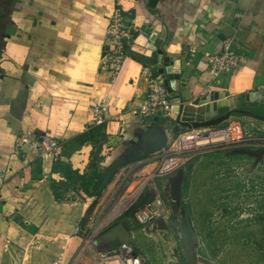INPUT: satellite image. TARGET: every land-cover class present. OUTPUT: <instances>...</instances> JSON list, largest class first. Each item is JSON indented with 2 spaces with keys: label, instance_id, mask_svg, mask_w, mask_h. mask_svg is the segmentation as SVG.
Here are the masks:
<instances>
[{
  "label": "crops",
  "instance_id": "crops-1",
  "mask_svg": "<svg viewBox=\"0 0 264 264\" xmlns=\"http://www.w3.org/2000/svg\"><path fill=\"white\" fill-rule=\"evenodd\" d=\"M117 8L157 38L152 43L140 33L113 79L102 68V57ZM219 35L244 61L214 82L200 49ZM150 44L177 75L172 84L177 96L170 95L171 118L145 127L138 115L147 94L142 70L160 66ZM263 86L264 0H158L155 8L145 0H0V169L8 170L0 203V264H103L100 250L86 247L85 240L86 218L96 207L94 190L84 193L81 181H67L65 170L90 177L92 164L105 174L108 165L138 161L164 147L166 132L168 139L178 133L179 117L186 121L206 91L228 92L243 101ZM100 103L108 106V116L92 127L90 109ZM26 134L63 141L60 162L41 160L28 147L18 151L17 142ZM97 156L105 160L98 163ZM234 174L214 180L238 184L241 176ZM53 183L66 185L63 200H56ZM131 231L122 239L113 229L95 243L102 250L132 245L147 259ZM213 255L216 264L221 255Z\"/></svg>",
  "mask_w": 264,
  "mask_h": 264
},
{
  "label": "rangeland",
  "instance_id": "rangeland-1",
  "mask_svg": "<svg viewBox=\"0 0 264 264\" xmlns=\"http://www.w3.org/2000/svg\"><path fill=\"white\" fill-rule=\"evenodd\" d=\"M139 35H134L130 46ZM244 103L241 99L236 102L237 107ZM204 113V107L190 108L187 120L205 119ZM215 128L232 130L233 137L238 136L241 128L243 137L231 138L232 144L220 150H193L175 155L170 148L187 131L178 126L170 147L166 132V144L159 151L138 161L108 165L96 192V207L86 218V223L89 222L86 234H95L97 240L115 229L125 239L133 230L139 250L147 256V264H213V253L221 255L216 264H264V123L248 115H233ZM224 137L227 139L226 133ZM173 157L181 160L182 165L169 175L161 173L162 162ZM97 159L102 163L105 156ZM234 172L242 174L238 184L232 183V179L220 180L223 175L224 179L230 178ZM215 176L220 179L215 181ZM243 189H247L246 194H241ZM72 190L78 196L79 192ZM156 198L165 201V212L156 221L140 226L133 220L134 214L125 217L131 207L137 210ZM206 208L212 213L201 214ZM172 216L178 218L177 229L169 224ZM182 219L200 246L193 248L194 263L184 246L188 245L186 240H191L187 225L182 222L180 227ZM196 220L204 225L197 227Z\"/></svg>",
  "mask_w": 264,
  "mask_h": 264
},
{
  "label": "built area",
  "instance_id": "built-area-1",
  "mask_svg": "<svg viewBox=\"0 0 264 264\" xmlns=\"http://www.w3.org/2000/svg\"><path fill=\"white\" fill-rule=\"evenodd\" d=\"M141 31L128 19L120 8L114 11L107 32V44L102 57V68L109 72L115 79L126 59L128 58V48L134 38V35ZM196 50L191 49V54H195ZM207 60L208 73L214 82L220 81L223 77L233 74L243 63L244 57L232 50L231 41L225 40L222 49L214 54L205 53ZM142 76L147 81V94L142 104L138 108L140 116L145 127L153 125L156 120L171 118L174 105L172 103L170 93L172 92L173 82L169 80V86L166 84L167 76L159 73V68L145 66L142 70ZM211 91L205 92V95ZM260 96H264V86L257 92ZM91 122L90 126L97 127L103 124L108 116V106L106 103H100L90 109ZM238 136L231 131H221L213 128L203 129H187L186 133L179 138V141L172 145L170 152L175 155H182L193 150H208L212 148L222 149L232 144L233 140H239L243 137V131L238 128ZM235 132V130H234ZM227 134V139L223 134ZM218 135L220 138L214 142L209 137ZM236 138V139H235ZM231 139V140H230ZM173 137L168 139V147L172 143ZM24 147H28L32 154H37L41 160H51L57 164L61 160V153L64 148V142L53 138L50 135L33 136L26 134L20 137L17 142V150L22 151ZM182 165L181 160L176 157L168 158L161 164V173L171 174ZM237 170V168H235ZM7 169H0V203L2 201V189L6 184ZM239 176L242 174L238 173ZM246 182V181H245ZM246 184V183H245ZM248 184L246 185V188ZM247 189H243L241 194H246ZM165 201L156 198L141 208H138L133 216V220L140 226H146L158 218L165 212ZM190 219V218H189ZM81 232L80 228L76 229V234ZM131 239L135 240L134 231L130 232ZM86 247H95L102 257L103 264H146L147 259L139 255L134 246L125 245L116 250H102L100 245L95 243V234H85ZM72 264H79L75 260Z\"/></svg>",
  "mask_w": 264,
  "mask_h": 264
},
{
  "label": "water",
  "instance_id": "water-1",
  "mask_svg": "<svg viewBox=\"0 0 264 264\" xmlns=\"http://www.w3.org/2000/svg\"><path fill=\"white\" fill-rule=\"evenodd\" d=\"M146 3H148L150 8H155L158 0H145ZM141 33L144 35H147L150 37V41L152 43H155L156 38H157V34L153 33L152 29H141ZM225 37L223 35H219L218 37H216L212 42L209 43V45H207L206 47H203L202 49H200V51L202 53H210V54H214L215 52H217V47L220 43L225 41ZM149 47L151 48V50L154 51V55L156 57V59L158 58L159 60V73L162 75H166L167 79H166V84L169 86L170 82L169 80H171L172 82L174 80L177 79V75H175L172 72V69L170 67V65L168 66H164L162 64V62L166 63V59L161 60L164 56L163 52L159 49H157L154 44H150ZM169 63V60H168ZM171 97L174 98L177 96V94L175 92H171ZM244 99L246 101V104H258V105H263L264 106V96H260L258 93H250V94H246L244 95ZM178 102V101H173ZM223 102L226 103L225 108L223 110H221V105L223 104ZM237 100L236 98H234L233 96H231L228 92H211L208 95H203L199 98V106L200 107H204L205 108V115L206 118L199 120V119H195L193 121H188V120H183L182 116L179 117L177 124L180 127H184L187 129H203V128H213V127H217L221 124H223L224 122L228 121L233 114H240V115H248L250 117H253L257 120L260 121H264V115H259V114H255L253 112L250 111H245V110H238L237 109V104H236ZM204 115V116H205ZM204 118V117H203ZM182 222H184L186 225V221L185 219L181 221L180 223V227L182 228ZM169 224L171 227H173L174 229L178 228V218L175 216H172L169 220ZM188 228V234H189V238L191 241L186 240L188 245H186L184 243V239H183V231L182 232V239H183V243L184 246L186 247V249H189V253L186 250L189 258H191V262L194 263V246H198V243H196L190 234V229L187 225ZM194 229V228H193ZM195 231V230H194ZM196 233V231H195ZM184 238H186V234H184Z\"/></svg>",
  "mask_w": 264,
  "mask_h": 264
},
{
  "label": "trees",
  "instance_id": "trees-1",
  "mask_svg": "<svg viewBox=\"0 0 264 264\" xmlns=\"http://www.w3.org/2000/svg\"><path fill=\"white\" fill-rule=\"evenodd\" d=\"M257 114L259 115H263L264 114V106L263 105H259V107L257 109L254 110ZM235 115H240V114H235ZM241 116V115H240ZM243 116V115H242ZM97 165L96 164H92V169L94 170L92 175H90V177H87V175H81L79 173L78 170H75L71 167H68L65 170V177L67 179V181H71L73 178L76 179L77 181H81V188L84 191V193H88L89 192V188L92 187L94 192L91 195L92 197H95L96 199V192L98 191V187L104 177V171H98L97 170ZM52 189L53 192L55 194V198L58 201H61L64 199V190L66 189V185L64 183H53L52 184ZM95 193V194H94ZM96 204V201L93 203V205ZM136 210V207L134 208H130L128 210V212L125 214V217H132L134 212ZM90 213V211L88 212V214ZM85 224V219L82 222V224Z\"/></svg>",
  "mask_w": 264,
  "mask_h": 264
},
{
  "label": "flooded vegetation",
  "instance_id": "flooded-vegetation-1",
  "mask_svg": "<svg viewBox=\"0 0 264 264\" xmlns=\"http://www.w3.org/2000/svg\"><path fill=\"white\" fill-rule=\"evenodd\" d=\"M259 107L258 104H252V105H248V104H243L239 107H237L238 110H245V111H250V112H253L255 114H257L254 110L257 109ZM235 115V114H233ZM264 115V114H263Z\"/></svg>",
  "mask_w": 264,
  "mask_h": 264
},
{
  "label": "bare ground",
  "instance_id": "bare-ground-1",
  "mask_svg": "<svg viewBox=\"0 0 264 264\" xmlns=\"http://www.w3.org/2000/svg\"><path fill=\"white\" fill-rule=\"evenodd\" d=\"M154 57H155V55H154ZM225 105H226V103L223 102V104L221 105V110H223V109L225 108ZM202 119H203V118H202ZM237 132H238V131H237ZM223 136H224V134H223ZM217 137H219V136L212 135L211 137H209V140H210V141H215ZM224 138H225V137H224ZM186 230H188V229H186ZM199 261H200V260H199ZM201 261H203V260H201Z\"/></svg>",
  "mask_w": 264,
  "mask_h": 264
}]
</instances>
